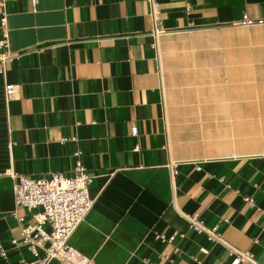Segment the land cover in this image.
Returning a JSON list of instances; mask_svg holds the SVG:
<instances>
[{"label":"crops","instance_id":"1","mask_svg":"<svg viewBox=\"0 0 264 264\" xmlns=\"http://www.w3.org/2000/svg\"><path fill=\"white\" fill-rule=\"evenodd\" d=\"M157 5L154 36L146 0H4L0 264L36 259L20 229L39 209L15 207L11 174L76 160L93 201L72 264H229L226 245L264 264V0Z\"/></svg>","mask_w":264,"mask_h":264},{"label":"built area","instance_id":"2","mask_svg":"<svg viewBox=\"0 0 264 264\" xmlns=\"http://www.w3.org/2000/svg\"><path fill=\"white\" fill-rule=\"evenodd\" d=\"M149 5V13L154 29L153 35H161L165 31L155 27L159 16L157 0H146ZM36 0H31L34 7ZM240 24L252 23V19L244 15ZM7 18L4 11V0H0V74L4 75L5 61L7 55ZM4 97L9 100L16 85L4 83ZM133 128V132H135ZM79 155L80 152H75ZM13 183V195L15 207H25L27 209L38 208L34 215L35 222L20 229L21 241L27 244L28 249L36 257L35 264H49L52 259H56L62 264H72L74 251L68 243V239L76 229L81 220L88 213L92 201L88 195V185L91 175L86 171L82 162L75 161V165L70 175L62 172H53L49 177H30L24 174H11ZM246 200L250 201L249 198ZM12 215L16 216L13 211ZM190 228L197 233H206L212 241H222L215 228H208L204 225L196 214L187 215ZM20 220L21 218L18 217ZM47 224L46 230L43 225ZM161 241H171L172 237L159 236ZM15 243V239L12 240ZM225 244V243H223ZM229 257L232 260L229 264H258L247 250H237L230 245H226ZM41 251L42 255L39 254ZM0 247V255H4ZM145 264H151L146 262Z\"/></svg>","mask_w":264,"mask_h":264}]
</instances>
